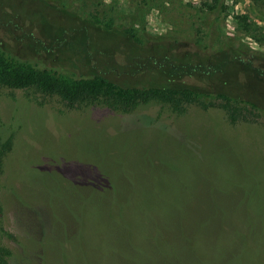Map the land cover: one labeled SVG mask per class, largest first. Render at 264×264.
<instances>
[{
    "label": "rangeland",
    "instance_id": "rangeland-1",
    "mask_svg": "<svg viewBox=\"0 0 264 264\" xmlns=\"http://www.w3.org/2000/svg\"><path fill=\"white\" fill-rule=\"evenodd\" d=\"M210 1L0 0V49L123 86L162 78L131 55L141 39L173 37L219 61L234 44L264 54V0H226L219 19L202 18ZM243 72L224 67L218 87L264 106V77ZM219 101L126 113L0 87V135L13 140L0 223L17 235L19 264H264V109L241 103L234 121Z\"/></svg>",
    "mask_w": 264,
    "mask_h": 264
},
{
    "label": "trees",
    "instance_id": "trees-1",
    "mask_svg": "<svg viewBox=\"0 0 264 264\" xmlns=\"http://www.w3.org/2000/svg\"><path fill=\"white\" fill-rule=\"evenodd\" d=\"M199 10L203 12L202 18L206 16L219 19L227 12L228 3L226 0H211ZM239 19L248 27L251 24L245 15H241ZM214 21L210 20L207 25L201 24L207 30L205 34L213 35ZM104 30L102 31L110 34L109 30ZM200 42L202 43L201 39ZM180 43L179 39L165 36L156 37L152 44L146 39L132 42L133 53L131 55H135L147 68L151 67L153 75L158 73L162 77L149 84L136 86H123L103 74H75L65 77L59 67L53 71L48 67L41 68L30 62L17 63L14 56H7L0 49V87L33 89L47 97L57 96L68 106L103 104L113 110H122L126 113L144 106H151L153 109L159 107L160 110L168 109L172 113L181 115L193 103L209 107L211 104L215 105L216 99L220 100L217 105L225 109L234 121L243 114L241 103L264 109L258 101L242 92L232 89L222 91L224 86L222 85L223 88L218 87V75H215L224 67H231L237 61L245 74L255 73L264 77L263 53L255 54L248 51L249 55L242 57L239 45L234 44L233 50L230 51L232 58L219 61L218 54L209 52L208 47L186 49ZM245 48L249 49L248 46ZM215 60H218L217 63ZM160 81L166 83L177 81L181 84L168 85L169 83ZM12 145V137L3 140L0 135V166H2V158ZM178 221H180L183 236L187 237L186 223L181 224V221L185 219ZM15 242H18L16 233L6 229L0 223V264L20 263L21 256L18 255V257L12 248Z\"/></svg>",
    "mask_w": 264,
    "mask_h": 264
}]
</instances>
